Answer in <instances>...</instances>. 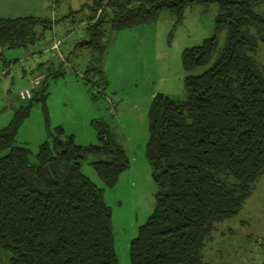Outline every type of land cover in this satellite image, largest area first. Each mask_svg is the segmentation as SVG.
<instances>
[{"label": "trees", "instance_id": "16d2710c", "mask_svg": "<svg viewBox=\"0 0 264 264\" xmlns=\"http://www.w3.org/2000/svg\"><path fill=\"white\" fill-rule=\"evenodd\" d=\"M196 4L217 6L216 33L186 48L183 66L189 73L209 67L186 76L185 98L159 93L151 104L147 157L156 204L131 241V264H210L205 249L217 223L235 216L264 176V64L257 56L264 46V0H93L61 17L0 16L3 49L28 50L50 39L46 48L57 37L60 49L72 50L67 43L73 31L58 36L54 27L75 24L89 7L80 20L84 36L73 48L100 58L108 32L154 21L162 10L181 21ZM222 30L227 38L219 48ZM40 74L31 82L30 98L19 91L27 103L0 129V251L9 253L7 261L0 255V264H118L112 209L83 162L91 157L99 178L112 187L129 167L128 155L101 119L93 121L95 144L77 143L63 126L48 128L36 153L18 144L20 126L46 87L43 77L37 80Z\"/></svg>", "mask_w": 264, "mask_h": 264}, {"label": "rangeland", "instance_id": "374dc122", "mask_svg": "<svg viewBox=\"0 0 264 264\" xmlns=\"http://www.w3.org/2000/svg\"><path fill=\"white\" fill-rule=\"evenodd\" d=\"M38 2L46 9L41 14L52 17H61L79 10L84 4H93V0ZM89 12V7H85L75 24L58 22L54 27L58 36H65L70 29L73 31L67 43L72 45V50L65 44L53 53L45 50L50 39L28 50H3L0 70L5 59L11 67L8 74L0 78V129L10 122L21 104L27 103L19 97V91L32 87L31 82L39 71L44 74L42 83L45 81L46 87L37 94L39 100L34 102L29 117L20 126L18 144L27 145L36 153L48 136V128L55 126H63L66 133L74 134L79 144H95L98 135L93 121L101 119L110 125L128 155L129 167L112 187L105 186L99 178L90 163L91 157L84 160L83 171L105 189L106 203L112 209L118 264H131V241L156 204L157 184L147 157L150 107L159 93L174 99L185 98L186 76L200 74L209 67L187 72L183 66V52L216 33L217 6H190L181 21L171 11L162 10L154 21L110 31L106 52L100 58L91 50L73 48L76 38L84 36L81 17ZM51 34L52 31L47 33ZM217 37L221 48L226 42L227 31L222 30ZM27 56L29 58L24 60ZM257 56L264 64V46ZM215 58L216 55L211 63ZM36 61H44L45 66L33 69ZM90 66L102 72L89 70ZM59 71L63 74L55 75ZM84 75L96 83L86 82ZM0 253L7 261L9 253ZM205 261L210 264H264V176L240 211L217 223L205 249Z\"/></svg>", "mask_w": 264, "mask_h": 264}, {"label": "crops", "instance_id": "0c3cea01", "mask_svg": "<svg viewBox=\"0 0 264 264\" xmlns=\"http://www.w3.org/2000/svg\"><path fill=\"white\" fill-rule=\"evenodd\" d=\"M34 1H37L35 5ZM39 0H0V16L4 17H18V16H25V15H44L41 14L42 11L46 9H42V1L39 3ZM46 6V4H44ZM34 13H33V12ZM3 48L0 44V56L2 55ZM4 63L7 62V59L3 60ZM44 61H36L34 63L33 69L35 68H43L45 65ZM5 65V64H4ZM31 68V70H33ZM24 70H26L24 68ZM41 73L40 75H43L42 71H39L37 75ZM36 75V76H37ZM35 76V77H36ZM39 84H37L38 86Z\"/></svg>", "mask_w": 264, "mask_h": 264}, {"label": "built area", "instance_id": "2783aa9c", "mask_svg": "<svg viewBox=\"0 0 264 264\" xmlns=\"http://www.w3.org/2000/svg\"><path fill=\"white\" fill-rule=\"evenodd\" d=\"M100 12V11H99ZM61 43H62V39H59V38H54V40H53V43L50 45V46H48V47H46V49L45 50H48V51H50V52H56V51H59L60 50V45H61ZM5 73V70H0V78H1V76L3 75ZM43 77V75H40L38 78H37V80H39V79H41ZM31 89L32 88H24V89H22V90H20V95H21V97L22 98H30L31 97Z\"/></svg>", "mask_w": 264, "mask_h": 264}]
</instances>
